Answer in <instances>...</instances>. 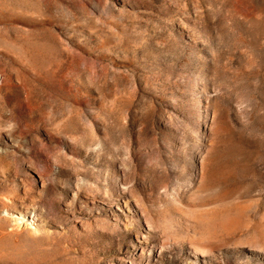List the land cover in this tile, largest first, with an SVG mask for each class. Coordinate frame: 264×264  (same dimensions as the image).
<instances>
[{
	"label": "rangeland",
	"instance_id": "obj_1",
	"mask_svg": "<svg viewBox=\"0 0 264 264\" xmlns=\"http://www.w3.org/2000/svg\"><path fill=\"white\" fill-rule=\"evenodd\" d=\"M0 264H264V0H0Z\"/></svg>",
	"mask_w": 264,
	"mask_h": 264
}]
</instances>
